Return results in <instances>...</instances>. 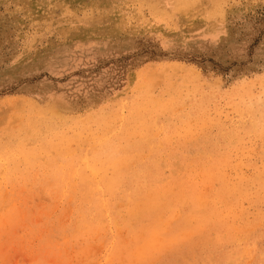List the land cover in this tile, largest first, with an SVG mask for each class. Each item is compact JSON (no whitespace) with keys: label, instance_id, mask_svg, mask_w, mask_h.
<instances>
[{"label":"rangeland","instance_id":"obj_1","mask_svg":"<svg viewBox=\"0 0 264 264\" xmlns=\"http://www.w3.org/2000/svg\"><path fill=\"white\" fill-rule=\"evenodd\" d=\"M0 264H264V0H0Z\"/></svg>","mask_w":264,"mask_h":264},{"label":"bare ground","instance_id":"obj_2","mask_svg":"<svg viewBox=\"0 0 264 264\" xmlns=\"http://www.w3.org/2000/svg\"><path fill=\"white\" fill-rule=\"evenodd\" d=\"M41 200V199H40ZM42 201V200H41ZM42 203V202H41Z\"/></svg>","mask_w":264,"mask_h":264}]
</instances>
